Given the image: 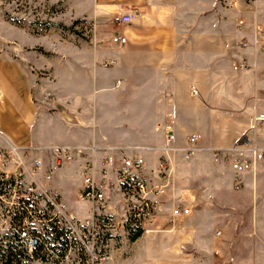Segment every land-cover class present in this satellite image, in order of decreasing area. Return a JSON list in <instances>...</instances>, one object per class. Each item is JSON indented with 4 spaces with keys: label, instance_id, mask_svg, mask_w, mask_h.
<instances>
[{
    "label": "crops",
    "instance_id": "crops-1",
    "mask_svg": "<svg viewBox=\"0 0 264 264\" xmlns=\"http://www.w3.org/2000/svg\"><path fill=\"white\" fill-rule=\"evenodd\" d=\"M68 6L74 15L92 17L99 26L114 12L133 9L138 12L135 21L124 24L121 30L116 29L126 35L125 45L119 47L110 41L112 46L119 49L115 50L116 55H113V50L108 51L109 57L105 59L112 58L114 63L118 61L123 73L121 76L127 85L135 78V87L150 89L151 94L146 91L139 95H123L113 101H105L100 97L108 81L97 73L96 61L103 54L96 49L76 51L71 60L56 63L54 72L58 79L51 90L46 89V84L34 76L29 53L27 72L21 60L0 54V134L24 146H91L94 148V162L98 165L107 164L112 172L111 186L116 181L114 171L118 165H115L114 158L118 156L120 160L122 154L132 153V143L143 144L144 139L150 138L152 133L144 130L137 132L140 128L129 125L117 127L114 122H108V132L101 131L98 119L104 105L110 102L148 105L154 113L159 89L174 86L175 81L163 77L161 83L160 74L156 77L153 73L178 71L180 68L177 66L185 64L181 63L184 58L198 71H207L213 64L224 65L226 55H237V58H227L231 63H236L247 57L245 48L244 51L236 48L238 41H251L257 33L256 27L264 26V3L261 0H240L236 6H228L221 0H68ZM239 20L242 22L239 23ZM249 45L250 56H253L252 52L256 53L264 66V49ZM263 87L262 79L264 101ZM64 99H70L72 103L63 104ZM73 99L84 101L87 108L83 110L90 113L76 114L74 109L78 105L73 103ZM45 101L53 104L50 105L53 110L47 109ZM252 116H249V121ZM106 117L110 121V116ZM164 117L160 116L156 122L162 142L158 122ZM113 131H116L115 134ZM241 133L236 135L235 130L231 131L227 143L230 145L236 141ZM186 134L183 141L176 139L177 143H184L188 135L193 133ZM114 135L118 138L113 139ZM138 146L151 148L149 145ZM185 164L180 161L178 169ZM190 166L199 169L198 185L191 182L180 188L174 182L173 188H167L159 196L162 207L159 228L167 233L163 232L166 240L156 241L157 248L170 246L172 236L169 232H174L175 228L170 221H174V224L182 221L186 227L181 233L192 237L188 246L202 249L208 264H250L252 244H238L239 235L249 228L244 224H236L233 217L237 211L245 208L255 216L264 214V161L243 175L247 184L243 191L235 188L234 172L225 162L215 165L209 161L207 165L198 163ZM204 173L207 175L204 176ZM67 197H70L68 193ZM109 201L112 205L111 198ZM178 203L188 206L190 213L180 218L172 217L168 205ZM202 217H211V224H205ZM240 246L244 249L245 257L224 253L225 249L232 250ZM157 255H160V251H157Z\"/></svg>",
    "mask_w": 264,
    "mask_h": 264
},
{
    "label": "rangeland",
    "instance_id": "rangeland-1",
    "mask_svg": "<svg viewBox=\"0 0 264 264\" xmlns=\"http://www.w3.org/2000/svg\"><path fill=\"white\" fill-rule=\"evenodd\" d=\"M221 1L228 3V6L231 5L228 0ZM123 25L114 23L110 17L99 26L92 17L74 15L68 6V0H0V54L21 60L27 72V53H29L31 59L29 63L32 66L34 76L46 84V89L51 90L58 79L54 72L56 63L71 60L73 55L77 53L76 51L96 49L97 52L103 54L96 61L97 73L108 81L107 87L101 90L100 97L104 98L105 101H113L118 96L123 95H139L146 91L151 94L150 89L136 88L134 85L135 78L132 79L130 85H127L121 76L123 73L118 61L108 66L102 65L103 59L109 57L108 51L113 50V55L117 54L115 50L119 47L112 46L109 39L112 33L117 28L121 30ZM242 41H245L246 45L237 44L236 48L238 51L239 49L245 50L247 59L243 57L246 61V66L243 68H234V63L227 59L228 57L237 58V55L234 54L225 56L224 65L213 64L207 71L195 70L189 64L188 59L184 58L181 63L184 62L185 64L177 66L180 68L178 71L153 73L156 77L157 74H160L161 83H163V77H169L170 81H175L174 86H163L159 89V100L154 105V113L151 112L148 105L141 104L110 102L102 108L101 117L98 119L101 131L108 132V122H114L117 127L129 125L136 129L140 128L137 132L144 130L147 133H152L150 138L144 139L143 144L130 142L132 143L130 146L132 153L130 154L141 153L143 155L145 159L143 171L152 183L161 180L159 161L164 159L161 148L162 141L156 127L158 118L169 116L173 120L176 139L179 142L183 141L187 132L197 135L198 150L192 156L184 158L180 151L171 153L167 168L168 184L165 191L167 188H173L174 182L180 188L191 184V182L198 185L200 183L199 169L190 165L198 163L207 165L209 161L218 165L212 158L211 148L232 145V143L230 145L227 143L231 131L235 130L236 135L243 131L237 137V139L240 138L248 128L249 116L264 114L263 62L259 61L258 55L254 52H252L253 56H250V48L247 47L252 44V41L241 39L238 43ZM243 48L245 49L243 50ZM161 75L163 76L161 77ZM191 85L197 87L198 95H191ZM52 94H48V97ZM44 103L48 110H53L50 106L53 104H48L46 101ZM62 103L70 104L72 101L64 99ZM73 103L78 105L74 109L76 114H86L87 111L83 110L87 108L84 101L73 99ZM106 115L110 116L108 117L111 118L110 121ZM113 132L115 134L116 131ZM112 138L117 139L118 137L114 135ZM8 141L16 144L7 136L0 134V146L6 145ZM138 145H149L151 148ZM38 148L40 149H37L36 154L42 159L40 168V172H42L48 167V164L53 165V162L50 159L49 147L38 146ZM119 161L118 156L114 158L115 165ZM180 161L186 164L178 169ZM95 165L96 168L101 166L96 163ZM105 166L109 169L107 164ZM108 171L110 176V169ZM206 175L204 173V176ZM51 177L49 181L44 182L45 185L53 191H58L69 209L79 217L87 216L90 212V201L81 200L77 196L83 182L77 161L64 162L60 167H55ZM54 180L59 183H53ZM113 185V187H109L108 193H111L109 198H111L115 209L121 213L124 201L120 197L117 181ZM246 185V180H243L237 190L243 191ZM58 189H61V192ZM67 193L70 195L69 198ZM172 207L173 204L168 205V209L171 210ZM161 214L160 210L151 230L143 231L134 239L125 231H116L112 239L109 240L111 244L106 249L110 257L99 260L97 264H193L192 262L208 264V259L202 253V249L188 246L192 237L186 233H181L186 227L182 221H176L175 224L174 221H170V224L175 226L174 232H169V235L172 236L170 246L157 248L156 241L159 239L166 240L164 234L167 233L159 228L162 221ZM201 219L205 221V224H211V217H202ZM233 219L236 220V224H244L249 228L248 231L239 235L238 244H252V255L249 257L250 264H264V214L255 216L245 208L237 211ZM177 229L179 230L177 231ZM248 237L250 240L247 239ZM0 240L3 244L4 241ZM5 243H8L7 240ZM242 248L240 246L232 250L225 249L224 253L238 258L240 256L245 257ZM157 251H160L159 256ZM83 256V250L78 245H74L72 247H54L51 251L34 253L26 251V253H21L18 256V260L19 264H84Z\"/></svg>",
    "mask_w": 264,
    "mask_h": 264
},
{
    "label": "built area",
    "instance_id": "built-area-1",
    "mask_svg": "<svg viewBox=\"0 0 264 264\" xmlns=\"http://www.w3.org/2000/svg\"><path fill=\"white\" fill-rule=\"evenodd\" d=\"M228 1L234 6L240 2ZM261 1L264 3V0ZM137 16L138 12L134 9L117 11L111 15L116 24L131 23ZM256 31L252 44L264 49V26L258 25ZM110 41L122 47L127 37L114 31ZM238 45L245 46L246 42L242 41ZM113 63L112 58L102 62L104 66ZM233 66L243 68L246 61L242 58ZM262 75L264 83V66ZM191 93L198 94L195 85H191ZM158 128L163 136L161 148L164 153V159L159 161V182L152 183L146 177L143 171L145 159L141 153L122 154L115 167L117 187L124 201L121 213L109 201V169L105 164L96 168L93 147L50 146L53 165L48 164L40 172L42 159L36 154L37 149H40L38 146H20L9 141L0 146V239L4 241L3 244L17 245L34 253V250L51 251L54 247H62L61 239H65V247L78 245L83 250L84 264H97L99 260L110 257L106 249L116 231L129 233L140 229L142 233L151 230L161 210L159 196L168 184L167 168L171 153L180 151L184 158H189L198 150V137L194 133L188 135L184 143H177L173 120L169 116L158 122ZM211 154L217 163L229 165L234 172V186L239 188L243 183V175L264 161V114H254L240 138L228 147L211 148ZM72 160L77 161L83 181L77 196L90 201V212L85 217H79L71 211L61 194L44 183L52 178L55 167ZM189 213L190 208L182 204H176L170 210L172 217Z\"/></svg>",
    "mask_w": 264,
    "mask_h": 264
},
{
    "label": "trees",
    "instance_id": "trees-1",
    "mask_svg": "<svg viewBox=\"0 0 264 264\" xmlns=\"http://www.w3.org/2000/svg\"><path fill=\"white\" fill-rule=\"evenodd\" d=\"M132 239L138 237L141 234L140 229H136L129 232ZM62 247L66 245V240L61 239ZM37 252V250H34ZM21 253H26L24 248H21L17 245H3L0 240V264H19L18 256Z\"/></svg>",
    "mask_w": 264,
    "mask_h": 264
}]
</instances>
